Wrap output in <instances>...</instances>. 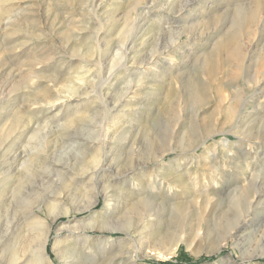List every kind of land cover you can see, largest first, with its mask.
<instances>
[{
  "label": "rangeland",
  "instance_id": "obj_1",
  "mask_svg": "<svg viewBox=\"0 0 264 264\" xmlns=\"http://www.w3.org/2000/svg\"><path fill=\"white\" fill-rule=\"evenodd\" d=\"M253 3L237 60L208 83L199 58ZM0 25V264H264V0H0ZM195 81L201 99L180 98ZM15 115L28 128L15 130ZM107 180L103 220L108 202L93 201ZM38 234L49 257L36 263Z\"/></svg>",
  "mask_w": 264,
  "mask_h": 264
},
{
  "label": "bare ground",
  "instance_id": "obj_2",
  "mask_svg": "<svg viewBox=\"0 0 264 264\" xmlns=\"http://www.w3.org/2000/svg\"><path fill=\"white\" fill-rule=\"evenodd\" d=\"M6 1V0H5ZM84 1V0H83ZM191 1V0H190ZM95 2V1H94ZM175 2V1H174ZM179 2V1H178ZM92 3V2H91ZM177 3V2H176ZM9 4H10V2H9ZM8 4V5H9ZM11 4H12V2H11ZM102 4V3H101ZM67 5V4H66ZM84 5H85V3H84ZM251 4H249V5H244V8H247L246 10H245V14L243 15V17H242V20H241V23L237 26V27H234V28H232V29H230V31H229V34H227L225 37H222L220 40H218L217 38V41L216 42H214V43H212V47L211 46H209V47H211V51L210 52H208V54L209 55H207L206 53H205V55H207V56H205L204 55V57H206V58H199V60H201L200 62H201V64H202V67H203V74H205L206 75V78L208 79V83H210V84H212L213 83V80H214V77H215V75H216V72H218L217 70L221 67V65L223 64L222 62H224V60H226V59H229V60H231L232 61V59L233 58H235L236 59V57H233V55L235 56V54H236V52H237V48H238V42H239V40L240 39H242V31L243 30H247L248 29V25H250V22L256 17V13H257V11H258V8L260 7V4L259 3H253V5L252 6H250ZM86 6V5H85ZM155 6V5H154ZM242 7V6H241ZM240 7V8H241ZM12 8H13V6H12ZM20 8V7H19ZM9 9V8H8ZM94 9V8H93ZM98 9V8H97ZM242 9V8H241ZM12 10V9H11ZM23 10V9H22ZM89 10V9H88ZM24 11V10H23ZM92 11V10H91ZM94 11H95V9H94ZM147 11V10H146ZM9 12V11H8ZM96 12V11H95ZM145 12V11H144ZM6 13V12H5ZM2 15V14H1ZM7 15H8V13H7ZM6 15V16H7ZM10 15V14H9ZM3 16V15H2ZM5 16V17H6ZM4 17V16H3ZM8 17V16H7ZM11 17H13V16H11ZM140 18V17H139ZM13 19V18H12ZM145 20V19H144ZM139 21V20H138ZM9 24V23H8ZM165 24H167L166 22H165ZM1 26V25H0ZM4 27V26H3ZM2 27V28H3ZM8 27H9V25H8ZM7 28V27H6ZM122 35H125V32L124 33H122ZM175 36H173V34H172V39L174 38ZM122 39H125V37L123 36V38ZM131 39V38H130ZM216 39H214L213 41H215ZM253 40H256V39H253ZM212 41V40H211ZM171 42V41H170ZM171 44V43H170ZM172 44H174L177 48H178V44H177V39L175 38V39H173L172 40ZM252 44V43H251ZM251 46V45H250ZM170 47V46H169ZM174 47V46H173ZM15 48V47H14ZM179 48H181L180 46H179ZM9 49V48H8ZM172 51V50H171ZM209 51V50H208ZM169 53V52H168ZM203 53V52H202ZM153 54V53H152ZM201 55V54H200ZM262 55V54H261ZM157 56H159V54L157 55ZM161 56V55H160ZM203 56V55H202ZM151 57H153V55L151 56ZM231 57H232V59H231ZM264 57V56H263ZM240 58V57H239ZM45 59V58H44ZM48 59V58H47ZM159 60V59H158ZM237 60V59H236ZM39 61H41L42 62V60H40L39 59ZM39 61H37L36 62V64H38L37 65V67H34L33 69H32V71L29 73L30 75H29V80L32 82V83H34V82H36V81H38V79H39V64H41V63H39ZM45 61V60H44ZM43 61V62H44ZM133 62H135V61H131V63H133ZM154 62V61H153ZM157 62V61H156ZM159 62V61H158ZM193 62V61H192ZM195 62V61H194ZM193 62V63H194ZM198 62V61H197ZM260 62V61H259ZM262 62V61H261ZM124 63H126V62H121L120 63V65H122V64H124ZM171 63V62H170ZM261 64V63H260ZM31 65V64H30ZM119 65V66H120ZM154 65V64H153ZM200 65V64H199ZM259 65V64H258ZM263 65V64H262ZM195 66V65H194ZM260 66V65H259ZM39 67V68H38ZM155 67V66H154ZM38 68V69H37ZM126 68H128V67H126ZM261 71V70H260ZM234 72H238V65H236V69L234 70ZM201 73V72H200ZM260 73V72H259ZM91 74V69H86L85 71H84V74H82V76L81 77H85V76H89ZM12 75V70H10L9 72H7V76L8 77H10ZM202 75V74H201ZM256 75V74H255ZM42 77V76H41ZM139 78V77H138ZM83 78H81L80 80H82ZM137 79V78H136ZM142 79V78H141ZM90 80V79H89ZM138 81H140V79H138ZM138 81H136L137 83H138ZM215 81V80H214ZM83 82V81H82ZM109 82V81H108ZM6 83V82H5ZM143 83V82H142ZM179 83H181V81L179 82ZM179 83H177V84H179ZM39 84V83H38ZM54 84V83H53ZM89 84V83H88ZM140 85H141V83H140ZM190 85V84H189ZM198 82L197 81H195L194 82V84H192L191 83V87L189 88V89H186L184 86H181V95H180V98H185L187 95L186 94H188L189 96H192L193 98H199L200 97V99H201V94L200 93H198V91H199V89H198ZM78 86V85H77ZM135 86V85H134ZM86 87V86H85ZM84 87V88H85ZM2 88H3V85H1L0 86V94H2ZM83 88V87H82ZM79 89H80V87H79ZM135 90V89H134ZM72 91H73V89H72ZM85 92L84 93H86L87 91H86V89L84 90ZM180 92V91H179ZM28 93V92H27ZM70 93H71V91H70ZM76 92H73L72 93V95H76L75 94ZM127 96V95H126ZM69 97V96H68ZM2 98V97H1ZM33 98V97H32ZM123 98V97H122ZM34 99V98H33ZM60 98L59 97H57V98H53V100L52 101H50V102H54L53 103V105L55 104H57L58 102H55V101H57V100H59ZM203 99V98H202ZM67 101V100H66ZM121 101V99L119 100H117L116 102L118 103V102H120ZM192 101V100H191ZM193 101H195V100H193ZM197 101H199V100H197ZM1 102V101H0ZM60 102V101H59ZM63 102V101H62ZM40 103V102H39ZM38 102H34V103H32L33 105H38L39 104ZM32 104H31V106H32ZM65 104V103H64ZM54 105V106H55ZM42 106V105H41ZM36 108H37V106H36ZM28 109H30V108H28ZM33 109V108H32ZM32 111V110H31ZM33 112V111H32ZM36 116V115H35ZM24 117V116H23ZM33 118H34V116H33ZM36 118V117H35ZM179 119V118H178ZM31 120V119H30ZM175 121H177V120H175ZM31 122V121H30ZM31 123H33V122H31ZM13 124H14V126H18V127H16L15 128V130H17L18 128H20L21 126H22V128H25V127H27L28 128V126L30 125V124H28V121H27V123H24L23 122V118H22V116H18V115H15L14 116V118H13V120L11 121V126H13ZM13 126V127H14ZM189 126H187L186 128H188ZM179 128V127H178ZM14 130V129H13ZM19 130V129H18ZM213 130V129H212ZM25 131V130H24ZM180 131V130H179ZM184 131V130H183ZM190 131V130H189ZM189 131H187L186 130V132H183V134H182V136H181V140L183 141V140H185L186 142H190V141H192V136L190 135L191 133L189 132ZM23 132V131H22ZM175 132V131H174ZM190 134H189V133ZM210 132V131H209ZM212 132V131H211ZM213 136H214V134L213 133H211V134H208L207 135V140L208 139H214L213 138ZM69 137V136H68ZM67 137V138H68ZM177 137V136H176ZM175 138V137H174ZM177 139V138H176ZM67 140V139H66ZM68 140H69V138H68ZM171 141H172V139H171ZM177 142V141H176ZM87 143V142H86ZM93 143H95V142H93ZM170 142H169V140H167L166 141V144L164 143L163 144V146L162 147H164V146H168V144H169ZM175 144V143H174ZM87 145H89V144H87ZM91 145V144H90ZM170 145V144H169ZM167 149H169V147L168 148H166V150ZM162 151V150H161ZM171 151V150H170ZM169 151V152H170ZM172 152V151H171ZM168 153V152H167ZM95 159V158H94ZM172 160V159H171ZM6 162V160L5 159H2L1 161H0V163H2V164H4ZM55 163H57V162H55ZM52 166H53V164L52 163H50ZM55 165V164H54ZM5 167V164L3 165V166H0V207H1V205H3L4 203H5V201H6V199L9 197V196H7L6 197V189H7V187H8V176L10 175L9 174V169H4V171H1V169L3 170V168ZM22 167H23V170L24 171H26L27 172V175H29V174H31L32 173V165L30 166V168L28 167V166H26V163L24 162L23 164H22ZM49 167V166H48ZM91 169L93 170V174L95 175V176H99V173H100V170H102L103 168H102V166L99 164V162H96L95 164H93L92 165V167H91ZM7 170V171H6ZM10 172H11V170H10ZM35 175V174H34ZM37 177V176H36ZM96 177V178H97ZM173 177V176H172ZM178 177V176H177ZM12 178V177H11ZM99 179V178H98ZM181 179V178H180ZM11 180V179H10ZM179 180V179H178ZM181 181V180H180ZM11 182V181H10ZM173 184V183H172ZM32 185V184H31ZM10 186V185H9ZM114 187L115 186H113V184H112V181H108L107 180V182H106V185H104L103 186V189H101V190H95V192H96V194H95V196H94V201H93V203L95 204L97 201H98V196H102L103 198H105V200L108 202V204H107V206H106V209H105V211H104V214L105 215H102V219L104 220L105 218H106V213L109 211V209H110V206H112L114 203H113V199H112V189H114ZM172 189H173V187L171 186V185H168L165 189H164V192L165 193H168V192H170V191H172ZM111 192V193H110ZM165 195V194H164ZM86 200V199H85ZM141 200V199H140ZM46 201V200H45ZM143 201H144V199H143ZM147 201V200H146ZM134 203V202H133ZM138 203H140V205H143V203H142V200L141 201H138L136 204L138 205ZM135 204V203H134ZM92 205V204H91ZM56 205H51V208H53V207H55ZM139 206V205H138ZM156 206V205H155ZM91 207V206H90ZM114 207V206H113ZM35 208V207H34ZM48 208V207H47ZM139 211V210H138ZM137 211V212H138ZM29 215H30V217L32 218L31 220H32V229L33 230H42V228L44 227L43 225V222L40 220V218H39V216H38V214H37V212H35V209H33V208H31L30 207V209H29ZM67 213V212H66ZM150 213H152V212H150ZM155 213V212H154ZM143 214H145V212H143V213H139L138 214V219L139 220H142V216H143ZM153 214V213H152ZM156 215V214H155ZM201 216V215H200ZM202 217V216H201ZM29 218V217H28ZM155 218V217H154ZM52 219H54V216H53V218ZM30 220V221H31ZM150 220V219H149ZM152 220V219H151ZM158 220H160V219H158ZM200 220V219H199ZM153 221H156V220H153ZM133 227V226H132ZM239 229H243V226L241 227H238V228H236L233 232H232V235H237L236 233H238V232H240L241 230H239ZM128 234V233H127ZM41 235V234H40ZM39 234H38V236H37V242L34 244V246H33V253H34V258H33V261L34 262H36V263H38V262H40L41 260H45V259H48V254L47 253H45L44 252V247H45V239H44V237L42 238V239H40L39 240V236H40ZM47 238V237H46ZM187 239V238H186ZM226 239H227V237H226ZM177 240V241H176ZM176 242L172 245L171 244V241H170V245H168L169 243H164V245H162V246H164L163 248L161 247V246H159L160 248H162V249H165V253L167 254V256L168 257H170L171 255H173V254H175L176 253V250H177V248H178V242H179V238H176ZM181 241V240H180ZM189 241V240H188ZM194 242V241H193ZM189 243V242H188ZM186 244V243H185ZM191 246V245H190ZM159 247H158V249H159ZM155 248H157V246L155 247ZM155 248H153L152 247V249L153 250H155ZM221 247H218L217 248V250L218 249H220ZM15 249V248H14ZM151 249V248H150ZM193 250V249H192ZM138 251V250H137ZM161 251V250H160ZM135 252V251H134ZM134 252H132V253H134ZM141 252V251H140ZM131 253V252H130ZM160 254V253H159ZM14 255H15V253H14ZM22 255V254H21ZM257 255H259V256H264V252H261V253H258V254H256V255H254V256H257ZM13 257H15L14 258V261L13 262H15L17 259H18V257L17 256H13ZM20 260V259H19ZM17 262V261H16ZM15 262V263H16ZM12 263V262H11ZM17 264V263H16Z\"/></svg>",
  "mask_w": 264,
  "mask_h": 264
},
{
  "label": "trees",
  "instance_id": "obj_3",
  "mask_svg": "<svg viewBox=\"0 0 264 264\" xmlns=\"http://www.w3.org/2000/svg\"><path fill=\"white\" fill-rule=\"evenodd\" d=\"M212 257H200L197 258L195 260H188L185 262H182L180 259H175L173 260H164V261H157L156 264H196V263H200V262H204V261H208L211 260Z\"/></svg>",
  "mask_w": 264,
  "mask_h": 264
}]
</instances>
